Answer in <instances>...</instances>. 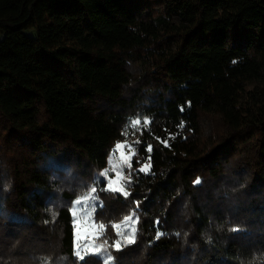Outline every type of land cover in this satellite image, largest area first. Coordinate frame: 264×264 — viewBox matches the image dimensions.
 Returning <instances> with one entry per match:
<instances>
[{"label": "trees", "instance_id": "1", "mask_svg": "<svg viewBox=\"0 0 264 264\" xmlns=\"http://www.w3.org/2000/svg\"><path fill=\"white\" fill-rule=\"evenodd\" d=\"M129 118L151 167L98 187L101 241L139 217L113 264H262L264 0H0V264H103L70 206Z\"/></svg>", "mask_w": 264, "mask_h": 264}, {"label": "snow or ice", "instance_id": "2", "mask_svg": "<svg viewBox=\"0 0 264 264\" xmlns=\"http://www.w3.org/2000/svg\"><path fill=\"white\" fill-rule=\"evenodd\" d=\"M148 124L149 120L147 118L144 119L143 126L146 128ZM140 125L141 120L139 118H129L124 132L122 133V135L125 136V140L123 143L117 142L115 144L109 155V167L99 172L94 178L93 184L91 186H85L86 191L72 204L71 214L73 216L74 231L77 241L74 255L79 261H84L85 257L88 255H98L103 259L104 264H113L114 258L109 251V247L120 250L122 247H126L135 242L137 233L136 226L139 223V217L135 211L124 216L120 222L110 224V227L114 230L115 236L117 237L113 240L111 245H109L108 239H104L102 242L97 243L99 237L105 235L108 226L102 222L96 223L94 217L97 208L103 207V202L99 201L98 195L96 194L98 187L102 183L104 187L100 188L101 191L120 193L124 197L130 195L126 191V187L131 182V158L137 154L133 145H138L141 141L134 140L132 143H129L127 136L130 129L133 135H135L137 131H140ZM125 149H127V154L125 153ZM146 151L151 153L152 146L148 145ZM125 167L129 170L128 176L123 174ZM150 167L151 157L149 155L147 162L136 171L146 173V170L150 169ZM110 172L114 173V175L110 176ZM196 183H200L199 179H197ZM158 223L157 221V224ZM236 230L237 229H233V231ZM161 235H163V233L157 229L156 239H159ZM81 241L86 242L81 243ZM45 264H47V262H45ZM253 264H255V261ZM262 264H264V262H262Z\"/></svg>", "mask_w": 264, "mask_h": 264}, {"label": "rangeland", "instance_id": "3", "mask_svg": "<svg viewBox=\"0 0 264 264\" xmlns=\"http://www.w3.org/2000/svg\"><path fill=\"white\" fill-rule=\"evenodd\" d=\"M144 9L145 10H148V7H144ZM27 34H32V36L34 35V32H29V33H27ZM141 127H143V121L141 120V125H140V128ZM138 132L139 131H137L136 133H135V135H133L132 134V131H131V129L129 130V134H128V136H127V140H128V142L129 143H132V141H134V140H137V134H138ZM124 140H125V136L123 135L122 136V139H121V143H123L124 142ZM114 146H115V144L113 145V147H112V149H111V151H110V153L112 152V150H113V148H114ZM134 147H135V149H136V152H137V146L136 145H133ZM125 153L127 154V149H125ZM110 155V154H109ZM3 161V163L4 164H6V161L5 160H2ZM133 162H136L135 164H136V166H138L137 167V169H139L144 163H146L147 162V159H144L143 161H140L138 158H137V154L135 155V156H133L132 158H131V163H132V168L134 167V165H133ZM7 165V164H6ZM107 167H109V157H108V160H107V165H106V168ZM136 169V170H137ZM149 173V169L148 170H146V173H142V174H148ZM125 176H128L129 175V170L125 167L124 168V173H123ZM109 175L110 176H113L114 175V173H109ZM131 176H132V170H131ZM130 187H131V182L127 185V187H126V191L129 193V190H130ZM106 192H111V191H106ZM97 193H98V190H97ZM96 193V194H97ZM114 193V192H113ZM116 194H119V195H121L122 197H124L122 194H120V193H116ZM80 198V197H79ZM78 199V198H77ZM99 199V198H98ZM99 201H100V199H99ZM74 202V201H73ZM73 202H72V204H73ZM72 204H71V206H70V213H71V209H72ZM99 209V207L97 208V210ZM71 216H72V214H71ZM134 219H135V217H134ZM72 220H73V216H72ZM73 226H74V224H73ZM102 237V236H101ZM101 237H99V239L97 240V243H100V242H102L101 241ZM117 238V237H116ZM86 241H81V243H85ZM77 243V241H76V236H75V231H74V250H75V244ZM111 250H115V249H113L112 247H111ZM110 251V250H109ZM110 253H111V251H110ZM88 256H94V257H98V258H100L101 260H102V262H103V259L100 257V256H98V255H88ZM76 257V256H75ZM77 258V257H76ZM78 259V258H77ZM103 264H104V262H103Z\"/></svg>", "mask_w": 264, "mask_h": 264}]
</instances>
